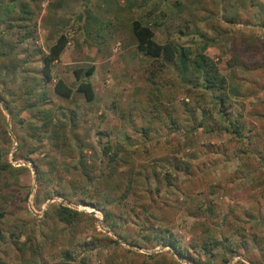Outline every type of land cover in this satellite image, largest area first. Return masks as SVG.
I'll return each instance as SVG.
<instances>
[{"label":"rangeland","instance_id":"rangeland-1","mask_svg":"<svg viewBox=\"0 0 264 264\" xmlns=\"http://www.w3.org/2000/svg\"><path fill=\"white\" fill-rule=\"evenodd\" d=\"M24 4L32 21L20 20ZM135 20L161 24V44L208 45L207 56L240 93L230 112L244 125L241 137L212 106L205 115L195 109L198 97L173 66L158 78L163 97L152 94L147 76L161 64L137 52ZM61 34L69 45L53 66L50 103L30 108L36 98L26 92H35L43 57ZM89 67L94 102L53 93L59 79L75 89L74 70ZM38 110L53 112L47 133ZM108 141L129 156L115 191L95 188L113 167L103 154ZM0 154L26 168L0 175L7 264H193L161 236L201 264H264V0H0ZM35 162L47 175L42 186ZM48 190L65 195L47 198ZM91 198L105 211L90 207ZM60 205L84 213L82 221L62 223ZM224 239L235 253L202 250Z\"/></svg>","mask_w":264,"mask_h":264},{"label":"trees","instance_id":"trees-1","mask_svg":"<svg viewBox=\"0 0 264 264\" xmlns=\"http://www.w3.org/2000/svg\"><path fill=\"white\" fill-rule=\"evenodd\" d=\"M21 19L22 21H32V14L30 13L29 5L24 4L22 6L21 11ZM28 16V17H27ZM164 16V15H163ZM6 22V21H5ZM11 26V24H9ZM161 24H155V26H150L148 24H144L140 20H135L131 25V34L132 39L136 44L137 52L142 56L153 60L154 62H158L161 66L158 69L153 70L148 76V82L152 86V94L157 98L158 93L163 97L164 91L162 87L159 85L158 78L161 76H165V68H170L173 66L175 75L179 79V83L181 86L188 87V95L195 94L197 98V106L195 109L201 111L203 115H205L208 110L206 105L212 106V109L215 110V115H217L223 123H226L227 129L235 136L241 137L244 125L241 122L240 118H232L231 107H232V98L240 96V93L231 88L229 81L226 76H224L221 72V69L217 62L207 56L206 52L208 50V45L204 43L200 48V51H193L191 47L182 46L175 41L169 40L165 44H161L156 40L155 30L159 28ZM32 35V32L29 31L27 37L29 38ZM69 45V38L66 34H61L57 38L54 45H52L48 54L43 57V67L42 70L38 73L41 76H37L34 78V83L36 86L35 92H26V95L30 94L35 96L36 101L34 104L30 105V108H37L39 106H44L50 103V90L49 86L53 83V66L55 63L59 62L64 52L66 51ZM162 62V63H160ZM96 68H79L74 70V76L76 78L77 86L76 88H72L66 84V82L62 79H59L55 82L53 86V93L61 99L64 100H72L75 93L81 94L86 102L92 103L96 100V92L94 85L91 82V78L95 75ZM166 87V86H165ZM200 90L201 93L197 94L196 90ZM211 96L212 102L206 103V97ZM159 99V100H160ZM204 105V107H202ZM202 108V109H201ZM6 109L10 108L6 105ZM42 119H45L46 122L43 125L45 132L49 131L53 124V112L51 110H38L37 112ZM213 114V113H212ZM76 113L72 112V122L76 121ZM199 127H202L201 125ZM55 138L60 139V135L57 132H54ZM123 148L116 147L111 142H107V144L103 148V154L105 156H109V164L113 166L110 169V174L105 177H101L97 183L95 184L96 189H102L104 185L107 189L111 191H115L113 178L118 174V166L120 163H128L127 157L128 155L122 156L124 150ZM1 155V154H0ZM123 159H122V157ZM130 159V158H129ZM128 159V160H129ZM83 166L84 163L82 164ZM35 167L38 174V182L40 186L43 183H48L47 175L42 173L39 170V166L35 162ZM177 167V166H176ZM175 167V168H176ZM19 169V170H18ZM26 168H14L12 164L9 162H1L0 158V175L2 174H11L13 175L15 172H23ZM156 179H159V176L154 174ZM166 178H169V174H165ZM51 181V180H50ZM117 187V186H116ZM115 187V188H116ZM132 183L127 186L128 190H131ZM56 194L65 195L62 190H57L55 192H51L48 190L46 192V197H52ZM98 196L99 191L96 193ZM129 191H126L124 195H128ZM90 207H96L105 211V208H101V205L91 198L90 202H87ZM57 215L59 220L67 226L73 227L78 225L84 216V213L73 210L67 206L60 205L57 208ZM4 214H0V220L3 218ZM112 215L110 212L105 213L106 219H111ZM2 238L1 228H0V240ZM162 241H164V245H171L174 250L180 253V256L186 258L193 264H201L199 260H196L192 257H185L184 251L181 250L180 245L177 242L167 240L165 236L160 237ZM30 239H28L29 241ZM123 240V239H122ZM228 239L224 240H211V242L204 244L202 250L206 252V254L215 257L214 250L222 249L227 250L232 253H235L233 249H236L234 244L229 243L227 245ZM30 242V241H29ZM236 245V244H235ZM26 246V245H23ZM237 246V245H236ZM227 263V261H226ZM0 264H7L0 257Z\"/></svg>","mask_w":264,"mask_h":264}]
</instances>
